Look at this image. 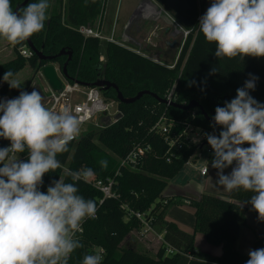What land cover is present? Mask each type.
Here are the masks:
<instances>
[{
  "label": "trees",
  "instance_id": "1",
  "mask_svg": "<svg viewBox=\"0 0 264 264\" xmlns=\"http://www.w3.org/2000/svg\"><path fill=\"white\" fill-rule=\"evenodd\" d=\"M23 1L10 0L13 10ZM37 1L29 0L28 3ZM211 3L212 0L207 8ZM105 4L106 0H61L59 10L47 16L43 30L30 37L43 55L55 57L44 60L36 53L23 56L21 49L27 46L26 40L12 45L14 56L0 63L2 81L6 71L11 70L15 76L27 64L36 73L49 63L62 69L68 55L57 54L62 50L72 51L66 81L91 84L104 79L116 84L126 98L143 90L151 92L135 102L122 103L118 101L115 88L102 90L106 98L118 102L121 116L109 124H102L99 131L95 132L97 124L92 123L91 130L79 133L69 143L68 150L57 155L62 167L43 177L40 190L45 193L54 180L72 182L64 172L65 168L71 171L92 168L96 173L93 179H114L115 196L104 198L101 203V191L84 181L77 182L78 195L96 201L97 213L96 218L88 217L82 222V231L74 237L82 247L71 253L68 264H82L84 256L89 254H100L101 264H246L249 256L238 249L237 241L242 227L247 224L246 212L252 210L258 217L251 204L247 203L253 193L236 189L222 197L203 194L197 199L164 195L169 181L188 162L198 159L200 148L189 144L184 137L180 138L181 146L171 147L169 140L182 131L181 123L173 128L168 138L153 129L163 115L176 121L191 122L216 136H219L222 127L213 128L214 123L205 117L199 107L182 109L167 105L152 94L166 98L174 88L173 100L176 103L187 104L196 100L213 118L216 107H223L225 101L235 98L236 90L254 76L258 79L250 95L264 104V57L216 58V45L209 43L200 30H192L173 63L159 62L141 50L138 52L116 40L103 41L95 36H86L79 30L81 26L100 28L98 23ZM206 5L202 4V8ZM101 56H104L103 61ZM174 63L173 68L169 67ZM20 85L22 89H12L8 83L0 84V94L15 98L21 91L27 90L26 85ZM206 144L209 146L207 161L211 164L214 151L208 142ZM8 146L10 141L0 137V148ZM136 146H149V149L136 164H122V160ZM19 155L24 161L28 160L27 150ZM101 160H107L106 169L101 167ZM182 201L195 210L193 232H187L165 218L169 207ZM137 211H150L155 218L154 228L164 232L165 242L155 254L126 244L131 233L141 229L142 223L134 214ZM197 231L202 232L209 243L222 245L223 253L214 256L196 250ZM168 244L176 249L174 253H167ZM260 248H264V235L257 236L254 242V250Z\"/></svg>",
  "mask_w": 264,
  "mask_h": 264
},
{
  "label": "clouds",
  "instance_id": "2",
  "mask_svg": "<svg viewBox=\"0 0 264 264\" xmlns=\"http://www.w3.org/2000/svg\"><path fill=\"white\" fill-rule=\"evenodd\" d=\"M48 7V0H39L14 11L10 0H0V38L13 46L22 44L43 30ZM199 30L216 45V58L264 57V0H212L199 19ZM13 76L9 70L2 79L10 88L22 89ZM257 79L246 80L235 98L216 107L212 126L222 127L219 136L204 135L214 151L216 184L230 193L252 192L247 203L264 221V104L250 95ZM0 113V137L10 141L0 148V264H68L70 254L82 247L74 238L82 222L97 213L96 201L78 195L77 182H89L96 173L92 168H65L71 183L54 180L46 193L40 186L46 173L62 167L57 155L68 150L82 121L69 107H46L35 88L0 100ZM26 150L28 160L19 159L17 154ZM100 165L106 169L107 160ZM248 256L246 264H264V248L249 250ZM101 260L100 254H89L82 264Z\"/></svg>",
  "mask_w": 264,
  "mask_h": 264
},
{
  "label": "crops",
  "instance_id": "3",
  "mask_svg": "<svg viewBox=\"0 0 264 264\" xmlns=\"http://www.w3.org/2000/svg\"><path fill=\"white\" fill-rule=\"evenodd\" d=\"M142 2L143 0L139 1L135 10H133V8L131 9L129 6H126L125 7L126 11L124 14L121 13L119 8L114 9L111 7L110 4H107L104 13L102 15V18L100 19L98 24H100L101 28H103L107 18L114 19V22L111 25L112 27L110 28L111 34L117 36L122 35L123 37L122 41H124V36L128 35L130 37V41L128 42H131L130 43L131 45L134 44V47L132 48L139 49L137 47H143L144 50L141 51L145 52V54L151 56L152 58L159 59L160 61H162L161 59L164 58L168 60V63H173L177 58V52L180 46H182L184 42L183 32L179 28H177L176 20L173 15L165 11L160 12L161 7H158L157 5L151 3L150 4L148 3V5L145 6H141L140 4ZM147 25H150L151 31L149 34L145 36L143 31L144 29H147L146 28ZM177 33L178 35H180V38H182L181 43L179 42L175 43L174 41V37H175L174 34ZM54 65L58 70H60L57 67V64ZM60 78L63 81V83L64 81H66L63 75L60 76ZM33 87L35 88V90L40 92L45 102L46 98L49 96L51 86L50 85L48 86L49 87L48 94L45 93L44 90L39 89L37 86H33ZM243 147H248V145L245 144L243 145ZM190 165H191L190 162H188L182 168V170L169 181L167 187H171L170 189L171 191L170 192L164 191V195L170 197L176 196L177 198L197 199L200 198L203 194H210V195L222 197L225 196L227 193H229L228 191L222 192L220 185L216 184V181L218 180V176H217L218 170L215 169V171H213L214 179H212V183L214 184V188L208 189L207 187L209 183L208 181L207 182L205 181L202 184L193 180L192 172L191 170H188L189 169L188 167ZM234 166H235V162H233L232 166H229L228 168L224 169V174L225 175L229 174L232 170V167ZM209 171L210 169H208L207 174H204V176H207L209 174ZM191 182L194 183L193 184L194 191L188 189V185H190ZM179 208H183V209L192 208V210L191 211L182 210L183 211L182 215H178L174 212V210ZM165 218L168 221L175 222L181 229L187 232H193L195 230V210L188 203H183L182 201L170 206ZM246 218H247V224L243 226L241 229L237 241V246L241 252L248 255L249 250H254V242L257 236L264 235V221L259 220L252 210L246 212ZM201 233L202 232L199 231L195 233V249L210 253L211 255L214 256H220L223 253V246L213 245L209 243L206 240L205 235H204V239L206 242L204 244V247H202V249L198 248L197 237L198 236L200 237ZM150 236L152 241L154 242L156 237H154V234H151ZM131 237L132 235L129 236V238ZM146 238L147 237H144L145 240H147ZM154 248H155L154 251L152 250L150 251H152L155 254L159 249V246L156 245V247L154 246ZM146 249L148 248L145 247L144 250Z\"/></svg>",
  "mask_w": 264,
  "mask_h": 264
},
{
  "label": "built area",
  "instance_id": "4",
  "mask_svg": "<svg viewBox=\"0 0 264 264\" xmlns=\"http://www.w3.org/2000/svg\"><path fill=\"white\" fill-rule=\"evenodd\" d=\"M210 2V0H209ZM203 9L201 3H199V11L197 16V23L193 28L184 27L182 24L176 21L177 28H179L183 32L184 42L192 30L199 31V19L206 12L207 6ZM146 4H141V6H145ZM182 25V26H181ZM100 28H92L90 26H81L79 30L86 36H95L98 38H104L102 36ZM111 41H115L113 39V34L109 38ZM124 41H130V37L128 35L124 36ZM183 42V44H184ZM120 43V42H119ZM124 44V43H121ZM183 46V45H182ZM140 52L139 49H137ZM34 52L28 47V45L21 49V54L25 57H29ZM101 61H103L104 57L101 56ZM155 60V58H153ZM161 62L159 59H157ZM175 63L169 65V67L173 68ZM42 75V71L39 72ZM174 88L167 95V99L169 101L173 100ZM12 99L9 94H0V100ZM46 107L50 108L53 111H59L64 107H69L72 109L73 114L77 115L82 123L80 127V132L84 131L87 124L93 123L94 116L99 117H114L116 114L120 113L118 108V102L109 98H106L99 87H86L80 84L77 81L69 82L64 81L63 87L61 91H54L50 89L49 96L45 100ZM2 115V113H0ZM99 122V120L97 121ZM183 125V129L179 133H175L171 136L169 140V144L171 147L174 145L181 146L182 141L181 137H184L185 140L188 141L189 144H195L200 148V151L204 148V146H208L206 144L207 138L205 137V133L212 134L211 131L206 130L200 126H197L191 122H180L176 121L172 118H169L165 115L161 116L159 120L154 125L153 129L157 132L164 134L169 137L168 134H171V131L178 124ZM97 124V123H96ZM99 124V123H98ZM198 141V142H196ZM209 147V146H208ZM149 146H136L129 154L122 160V164L126 165H134L138 162V160L148 151ZM206 167L203 168L202 173L205 174ZM87 184L101 191L103 194V198L100 200V203L104 198L115 196L113 192L114 179L108 178L107 180L103 179H92ZM135 216L141 221L142 226L141 229L138 230V234L141 237H149L151 234H154L155 245L159 247L165 242L164 240V232H158L154 228V216L151 215V212H134ZM82 227V225H81ZM176 251L174 247L171 245H167V253L172 254ZM71 256V254H70ZM69 256V258H70ZM68 258V259H69Z\"/></svg>",
  "mask_w": 264,
  "mask_h": 264
},
{
  "label": "rangeland",
  "instance_id": "5",
  "mask_svg": "<svg viewBox=\"0 0 264 264\" xmlns=\"http://www.w3.org/2000/svg\"><path fill=\"white\" fill-rule=\"evenodd\" d=\"M140 0H106V6L107 4H110L112 8L116 9L119 8V10L121 11L122 14L125 13L126 6H129L131 9L133 8V10H135V8L137 7L138 3ZM39 2V0L37 1ZM48 4L49 7L46 10V16H49L52 12L59 10L60 6H61V0H48ZM105 6V8H106ZM114 22V19H110L107 18L105 25L103 26V28H101L100 25V29L102 32V36L104 38H102L103 41H108L109 38L112 36L111 34V30L110 28L112 27V23ZM147 29H144L143 33L145 34V36L147 34L150 33L151 29H150V25H147L146 27ZM159 35V34H158ZM144 36V37H145ZM122 35H113V39L120 42V43H125L128 46L134 47V44L131 45V42L128 41H122ZM137 47V46H135ZM183 46H180L178 52H177V57L179 56V53L181 52ZM140 50H144L143 47H137ZM14 56V52H13V46L11 44H9L6 40H4L3 38H0V63L5 62L9 59H11ZM104 57V56H103ZM101 60V59H100ZM104 60V59H103ZM164 62L168 63L167 59L162 58L161 59ZM57 67L59 68V66L57 65ZM59 77L62 76L61 73H58ZM10 79H15L18 80L20 83L24 84L27 86L28 91L27 92H31L34 88L33 86H37L39 89L44 90L45 93L48 94V84H47V80L40 74V73H36L35 70L29 65L27 64L22 70H20L13 78ZM6 82H4L3 80L0 81V84H4ZM99 123V124H98ZM92 123L87 124L84 131L86 130H91L92 129ZM102 127V123L101 121L97 122V126H95V132L99 131V129ZM83 131V132H84ZM82 132V131H81ZM80 132V133H81ZM249 146V145H248ZM198 159L196 161L191 160L190 161V166L188 167V170H191L192 172V176H193V180H195L198 183H204L205 181L209 182L208 183V189H213L214 188V184L212 183V179H214V172L215 169L211 167V164L208 163L207 161V157L209 154V147L208 146H204V148L202 149V151H198ZM19 159L23 160L21 158V156L19 154H17ZM206 167L208 169H210L209 174L207 176H204V174L202 173L203 168ZM179 178V177H177ZM177 180V179H176ZM194 183L191 182L190 185H188V189L189 190H193V185ZM221 191L225 192L226 190L223 188V186H220ZM171 187H166V189L164 190L165 192H170ZM194 191V190H193ZM182 210H192V208H179V209H175L174 212L178 215H182ZM132 237L129 238L128 241H126V244H133L135 245L138 249H143L146 247L148 249V252L154 254L152 251L155 250L154 246L155 242L152 241L151 236L147 237L145 240L144 237H141L137 231H134L131 233ZM144 240V241H143ZM205 239H204V234L201 233L200 237H197V245L198 248L204 247L205 244ZM144 247V248H143ZM150 248V249H149ZM152 250V251H150Z\"/></svg>",
  "mask_w": 264,
  "mask_h": 264
},
{
  "label": "water",
  "instance_id": "6",
  "mask_svg": "<svg viewBox=\"0 0 264 264\" xmlns=\"http://www.w3.org/2000/svg\"><path fill=\"white\" fill-rule=\"evenodd\" d=\"M145 1V0H143ZM151 4L162 6V4L165 2L166 6L168 7V9L173 13V16L175 17V20L182 24L184 27L187 28H193L195 26V24L197 23V16H198V11H199V0H160L158 2H155V0H148ZM29 2V0H24L22 3L18 4L15 8L16 9H20V7L24 6L25 4H27ZM209 2V0H200L201 5L202 4H207ZM14 10V11H15ZM28 47H30V49L38 54L40 56V59H44V60H50L53 59L55 56H46L43 55L41 51H39L31 42L30 38L28 39V43H27ZM66 54L68 55V59L66 60V62L64 63L62 69L58 70L54 64L49 63L46 64L42 69V76L47 80V83L51 86V89L54 91H61L62 87H63V81L61 80V78L59 77V71L60 73L63 75V77L65 79L68 78V73H67V64L70 61V59L72 58V51H65L62 50L60 53L57 54V56ZM156 61H158L155 58ZM86 87H99V89L102 91L104 89H109L110 87L115 88L117 90V98L119 102L122 103H132L137 101L138 99H140L144 94H149L151 93L148 90H143L140 91L136 96L130 97V98H126L124 97V95L121 93V91H119L118 87L116 84L111 83L107 80L104 79H100L94 83H80ZM153 96L156 97L157 100H159L160 102L167 104V105H172V106H176L182 109H192V108H201L203 114L205 115V117L209 120H211L213 123V119L210 118V116L205 112L204 108L200 105V103L196 100H192L187 104H178L175 101H169L167 98H159L156 94H152ZM121 116V113L116 114L113 118L112 117H97L94 116L93 118V124H96L97 121H101V123L103 125L109 124L113 121L118 120V118Z\"/></svg>",
  "mask_w": 264,
  "mask_h": 264
},
{
  "label": "flooded vegetation",
  "instance_id": "7",
  "mask_svg": "<svg viewBox=\"0 0 264 264\" xmlns=\"http://www.w3.org/2000/svg\"><path fill=\"white\" fill-rule=\"evenodd\" d=\"M158 1H160V0H155V2H158ZM164 1H166V0H164ZM144 3L146 5H148V3L150 4V2L148 0L143 1L141 4H144ZM199 3H200V0H199ZM159 7H161V11L160 12L165 11V12L170 13L171 15H173V13L166 6V3L165 2L162 4V6H159ZM174 33H176V32H174ZM174 36H175L174 37L175 43H178V42L181 43L182 42V38H180V35H178V33L177 34H174ZM171 44H173V43H171Z\"/></svg>",
  "mask_w": 264,
  "mask_h": 264
}]
</instances>
